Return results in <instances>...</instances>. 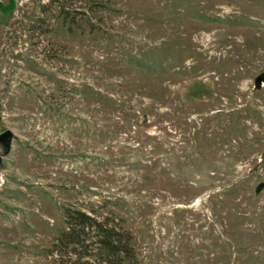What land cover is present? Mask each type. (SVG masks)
Instances as JSON below:
<instances>
[{
  "label": "rangeland",
  "instance_id": "1",
  "mask_svg": "<svg viewBox=\"0 0 264 264\" xmlns=\"http://www.w3.org/2000/svg\"><path fill=\"white\" fill-rule=\"evenodd\" d=\"M263 72L264 0H0V264H70L66 210L123 264H264Z\"/></svg>",
  "mask_w": 264,
  "mask_h": 264
},
{
  "label": "trees",
  "instance_id": "2",
  "mask_svg": "<svg viewBox=\"0 0 264 264\" xmlns=\"http://www.w3.org/2000/svg\"><path fill=\"white\" fill-rule=\"evenodd\" d=\"M65 218L66 229L58 234L53 248L57 253L63 252L68 263L123 264L134 259L131 237L122 229L110 226L109 220L97 221L71 210H66Z\"/></svg>",
  "mask_w": 264,
  "mask_h": 264
},
{
  "label": "water",
  "instance_id": "3",
  "mask_svg": "<svg viewBox=\"0 0 264 264\" xmlns=\"http://www.w3.org/2000/svg\"><path fill=\"white\" fill-rule=\"evenodd\" d=\"M264 86V72L259 74L254 80V91L259 90ZM14 136L10 131H5L0 134V159L6 157L11 150ZM264 191V183H259L255 188V193L259 194Z\"/></svg>",
  "mask_w": 264,
  "mask_h": 264
}]
</instances>
